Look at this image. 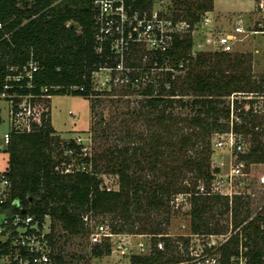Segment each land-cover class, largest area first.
<instances>
[{"label": "trees", "instance_id": "trees-1", "mask_svg": "<svg viewBox=\"0 0 264 264\" xmlns=\"http://www.w3.org/2000/svg\"><path fill=\"white\" fill-rule=\"evenodd\" d=\"M147 1L134 0L133 4L141 6ZM213 2L172 0L168 15L196 24L204 13L213 10ZM94 15L93 0H0V21L4 23L0 29V85L6 75L17 74L32 56L39 69L34 73L33 87L26 86L27 78L21 79L20 93L40 95L42 87L59 85L61 89L48 92L91 97L92 72L114 61L108 44L101 52L96 51ZM4 33H9L8 37ZM192 47L191 33L174 38L171 52L184 61L186 71L167 94L152 96L150 87L143 90L136 115L145 119L147 134L139 136L138 143L125 139L131 144H113L95 157L85 155L82 162L91 165V170H56L70 159L64 151L82 153L81 145L55 135L47 111L40 112V123H34L32 131L11 132L6 173L22 208L38 218L49 214L65 232L57 235L58 239L87 235L82 220L86 213L108 219L114 233L150 234V253L132 254L129 264H195L188 255L189 238H169L154 216L165 212L164 223L168 224L173 196L189 194L193 234H225L230 229L220 224L218 217L231 216L233 233L216 249L220 263H229L243 246L249 263L261 264L264 215H252L241 195L229 198L211 193L210 183L213 173L219 171L211 166L212 135L229 130L227 97L233 92L264 91V73L253 72L250 52L215 50L192 55ZM12 66L14 70H10ZM76 84H84L87 90L67 89ZM254 101H235L241 122L234 124V130L251 136L248 151L238 156L247 165L264 163V118L252 112ZM246 103L248 111L242 107ZM178 107L189 108L191 115H179L174 111ZM93 109L91 102L90 111ZM102 171L118 176L117 190L101 187ZM188 173L190 181L185 179ZM199 182L205 191L199 190ZM90 253L95 257L110 254L109 239L93 244ZM54 259L66 264L59 252Z\"/></svg>", "mask_w": 264, "mask_h": 264}, {"label": "built area", "instance_id": "built-area-1", "mask_svg": "<svg viewBox=\"0 0 264 264\" xmlns=\"http://www.w3.org/2000/svg\"><path fill=\"white\" fill-rule=\"evenodd\" d=\"M133 1L93 0L96 51L101 52L104 45L108 44L114 61L111 64L105 63L92 72L90 96H93V92L111 91L116 87L137 90L141 94L145 88L150 87L152 96L165 95L170 91L172 83L186 71L184 61L177 58L171 51L174 38L185 33H192L197 23L191 24L184 19L169 17L168 7L172 0H150L141 6H134ZM251 5L252 9L260 12L264 19V0H252ZM207 13H205L206 16H202L201 22L207 23L210 20ZM3 27L4 23L0 21V29ZM249 32H264V20L250 29L245 27L244 19L239 17L232 32H222L214 39L215 50L231 52L238 34ZM8 35L9 33H4V37ZM192 55H195L193 51ZM14 69L15 67H10V70ZM38 69V62L31 56L17 74L6 75L4 82L0 85V101L6 103L9 117L8 131L0 136V150H6L11 132H30L34 123H40L39 114L43 110L37 111L33 101L39 97L52 98L54 94L48 90L62 88L59 85L44 86L41 88L40 95L20 93L18 89L23 86L21 79L27 78L26 86L33 87L34 73ZM67 89L81 92L87 90L84 84L70 85ZM227 98L230 105L229 130L224 132L227 135L226 138L222 136L216 144L222 146L226 143L237 153L242 154L245 152L244 136L234 130V124L241 122L238 115L240 108H236L235 101L241 103L242 100L254 99L252 112L264 118V109H262L264 106L259 100L264 98V91L233 92ZM242 107L244 111H248L250 106L246 103ZM1 109L2 106H0ZM1 119L0 114V123ZM68 152L72 150H66L64 153ZM69 165L63 162L60 167L56 166V170L71 172L73 169ZM246 165L244 160L236 156L229 174L214 172L210 192L226 195L229 198L238 195L227 177L242 174ZM6 169L7 167L0 170V264H58L54 259L58 253L57 235L65 233L64 230L59 223L52 220L49 214L46 213L42 218H38L22 208L20 202L13 196L12 183ZM101 187L106 190H117L118 183L117 188L104 187L103 184ZM198 188L201 192L205 191L202 182ZM179 195L180 199L186 200L189 194L174 195L170 201L171 204L179 199ZM93 219L94 215L91 213L82 215L87 229H93L95 225L92 223ZM228 233L224 234L226 235L224 241L232 234L231 229ZM126 234L112 232L108 219H102L101 225L98 228L95 225L94 231L88 230L91 245L106 238L111 243L112 237H126ZM221 243L217 246L213 244V248L217 249ZM117 248L121 254H140L144 251V243L140 241L137 247L133 248L122 241L117 244ZM246 251V247L240 246L238 255L232 256L227 264H250ZM192 259L190 262H193ZM212 261L211 264H222L219 256L217 259L212 258ZM261 264H264V256Z\"/></svg>", "mask_w": 264, "mask_h": 264}, {"label": "rangeland", "instance_id": "rangeland-1", "mask_svg": "<svg viewBox=\"0 0 264 264\" xmlns=\"http://www.w3.org/2000/svg\"><path fill=\"white\" fill-rule=\"evenodd\" d=\"M203 16H206L204 13ZM210 20L207 23L199 21L194 31L191 33L193 38L192 51L198 52L215 51L214 39L220 33L232 32L236 20L239 17L244 19L246 28H255L259 21H263L260 12L252 9L237 11V9H227L224 11L213 12L207 15ZM250 52L252 54V68L255 73L264 72V32H249L238 34V39L233 44L230 52ZM242 96V95H240ZM144 96L135 90H129L124 87H116L111 91L101 92L99 95L91 97L73 96V95H53L52 98H36L34 108L37 111H47L51 118V124L62 141L74 140L81 145L82 153L68 152L66 155L70 159L68 163L71 169L91 170V165L82 162V158L87 156H97L103 154L107 148L113 144H124L125 139L138 143L140 137L145 136L148 126L143 117H138L136 112L140 107V100ZM188 98V97H186ZM229 99L227 98V101ZM262 105L263 99H259ZM93 103V112L90 111V103ZM0 114L2 121L0 123V136L8 131V112L6 103L0 101ZM264 109V107H262ZM176 113L185 117L191 115L189 108H176ZM91 127L94 128L93 131ZM129 132L130 135H126ZM126 136V137H125ZM226 138V133H213L211 138V166L218 168L222 174H229L235 163L236 156H239L233 148L226 143L218 146L219 139ZM264 140V133L261 135ZM226 140V139H225ZM251 136H244V150L248 151L250 147ZM66 152V151H64ZM65 154V153H64ZM8 152L0 150V170L8 166ZM104 162V161H103ZM102 161L101 169L104 170ZM67 163V162H66ZM104 187L117 188L118 176L114 173L102 171L99 173ZM190 173L185 177L190 181ZM227 180L238 195L248 202L250 213L252 215L260 213L264 215V163H251L245 166L242 174L229 175ZM201 184V182H199ZM179 199L171 204L168 210L169 223H164L165 212L154 213L158 222L162 224L163 231L171 239L178 236L189 238L188 255L193 257V262L212 263V258H218L219 252L214 246L223 242L224 234H193L191 232L190 202L188 199ZM101 216H94L93 224L101 225ZM219 223L228 225L231 229L230 214L218 217ZM95 225L93 229L95 230ZM230 231V230H229ZM228 231V232H229ZM227 232V234H229ZM233 233V231H232ZM226 234V233H225ZM126 237H112L111 253L101 257L91 255L90 240L88 234H71L61 236L58 240L57 250L63 256L66 264H129L131 254H121L117 248L119 242L124 241L127 246L136 248L137 243H144V251L140 254H148L151 251V235L147 233H127ZM118 240V241H117ZM136 250V249H134ZM137 251V250H136ZM183 252L181 251L180 254ZM186 256V254L184 253Z\"/></svg>", "mask_w": 264, "mask_h": 264}, {"label": "crops", "instance_id": "crops-1", "mask_svg": "<svg viewBox=\"0 0 264 264\" xmlns=\"http://www.w3.org/2000/svg\"><path fill=\"white\" fill-rule=\"evenodd\" d=\"M251 3L252 0H214L213 10L208 11L207 15L227 9H237V11L249 9L251 7Z\"/></svg>", "mask_w": 264, "mask_h": 264}]
</instances>
